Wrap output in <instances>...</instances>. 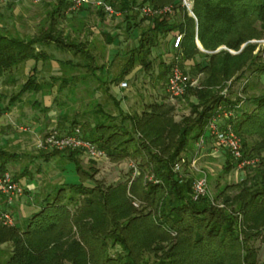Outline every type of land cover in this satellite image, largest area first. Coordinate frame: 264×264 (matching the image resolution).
I'll return each instance as SVG.
<instances>
[{
  "label": "trees",
  "instance_id": "16d2710c",
  "mask_svg": "<svg viewBox=\"0 0 264 264\" xmlns=\"http://www.w3.org/2000/svg\"><path fill=\"white\" fill-rule=\"evenodd\" d=\"M62 3L68 9L69 0ZM145 4L157 8L174 5L177 16L139 20L140 13L135 9ZM114 7L125 17L128 33L143 25L139 45L128 52L125 76L138 66L150 71V57L163 40L172 34H184L179 49L174 48V40L167 46L173 53L171 63L166 65L162 59L160 65L165 79L176 57L188 76L203 75L199 80L201 87L189 88L183 96L190 101L191 115L176 122L173 107L155 102L136 118L122 109L114 116L98 104L93 123L86 125L78 114L70 119L64 104L56 102L60 107L59 130L69 134L75 128H88L84 137L104 150L113 162L135 159L140 167L152 172L154 181L138 192L145 206L137 209L127 195L125 182L109 189L85 185L96 179L80 164L82 151L54 150L48 156L65 155L75 162L82 182L61 185L57 195L45 198L22 227H7L0 219V245H14L7 264H264L256 245L264 244V95L252 99L251 109L247 110L238 108L217 90L244 68L256 65L249 41L264 35V0H194L197 22L181 9L177 0H120ZM50 16L51 30L40 37L27 39L0 29V78L29 60L46 63L51 58L46 49L51 46L81 54L90 61L84 67L91 68L94 58L83 43L64 37L56 28V20L64 13L56 11ZM112 39L109 37L108 42ZM224 46L241 52L234 56L224 49L218 51ZM60 63V67L71 69L80 66L72 60ZM254 71L262 74L264 66ZM37 74L34 68L11 98L9 107L27 93H43L46 86L52 89L60 77L52 76L54 83L45 84ZM66 85L69 81L64 79L58 91L62 93ZM220 105L234 106L229 123L242 140L244 158L259 159L257 167L247 172L243 180L227 184L222 190V196L226 189L238 191L234 197H224L231 211L224 205H215L210 196L194 201V178L174 171V165L191 149L190 143L207 135L206 126ZM117 106L120 108L118 102ZM50 108L44 106L43 111L49 112ZM7 155L0 149L2 171L7 170ZM235 169L228 152L223 172L229 174ZM15 178L19 181L17 175ZM134 185L132 190L136 193ZM67 192L72 195L66 197Z\"/></svg>",
  "mask_w": 264,
  "mask_h": 264
},
{
  "label": "rangeland",
  "instance_id": "374dc122",
  "mask_svg": "<svg viewBox=\"0 0 264 264\" xmlns=\"http://www.w3.org/2000/svg\"><path fill=\"white\" fill-rule=\"evenodd\" d=\"M99 11L91 8L87 10V16L83 18L79 17L83 14V10L74 14H69L66 11L64 17L61 18V23H58L60 18L56 20L57 28L64 31L62 32L63 36L71 38L76 43H83L84 49L94 58L91 62V68L84 67L90 61H86L81 54L74 55L70 52H63L53 46L47 48L46 50L52 59L44 63L45 66H43L42 73L38 77L39 81L50 84L54 83L51 79L52 76H60L59 82H55L52 89L46 86L43 93H27L15 105H12L10 111L5 112L7 114L6 122L12 128H17L21 125L24 128L27 127V132L29 133H25L28 136L38 128L45 131L46 126L50 128L48 132L52 129H60L59 122L61 119L57 115L60 107L56 105V102L64 104V109L68 111L67 116L70 119L78 114L81 121L86 123V125L87 123L89 125L93 123L98 104L106 112L114 116L119 115V111L122 109L124 113L136 118L143 114L144 111H149V105L155 102H164L173 107L172 115L176 122L191 115L192 108L188 98H170L166 90L168 82L166 79L169 76H166V79L165 76H161L164 68L161 67L160 62L165 60L167 62L166 65H168L172 61L173 53H170L167 42H162L161 47L155 50L150 57L153 62L150 71H145L138 66V68L136 67L125 76L124 70L129 58L128 52L139 45L136 39V35L139 36V30L134 27L128 33L123 15L120 17L117 15H102ZM8 15L7 13L6 15H0V25L10 24ZM140 16L139 14L138 19H140ZM257 26L260 27V25ZM109 37L113 38L112 42H108ZM263 38L264 35L249 41V44L253 47L252 56L255 58L256 65L252 68H244L227 81L224 87L217 88L220 95L230 100L231 103H236L239 108L251 109V100L264 95V73L260 74L254 71L256 68L264 66V56L261 55L262 46L255 42ZM199 48L203 49L202 45ZM222 49L234 56L241 52V50H230L225 46L220 47L218 51ZM56 59L59 61H53ZM197 59L201 61L202 57ZM67 60H72L75 64H80V66L77 65L75 69L60 67V61ZM40 63L39 65L43 64ZM33 64H35V61H33ZM202 77V74L197 76L199 80ZM12 78L16 79V83L10 82L8 89L0 93V106L2 105L1 107L4 109L8 107L11 98L19 92L21 86L27 81L28 75L24 70L20 69L18 74H14L13 77H5V79L10 81ZM64 79L69 81V85L64 86L63 92L60 93L58 90L62 86ZM116 79L119 80L115 81ZM122 82H127L128 87L126 89L119 88ZM198 87L201 86L198 85ZM56 97L58 101H55ZM117 102L120 108H118ZM44 106L52 108H50L49 112H44ZM228 107L233 109L234 106L228 105ZM81 129L82 133L88 130V128L84 127ZM196 144L197 141L194 144L190 143L189 148L191 149L184 156L187 159V163L182 167L181 173L193 177L194 180L206 178L211 198L218 206L224 205L225 208L231 211L232 208L224 203V197H234L238 191L226 189L223 192L225 194L222 196V190L227 184L239 183L243 180L246 173L251 172L257 165L244 170L235 169L231 173L225 174L223 169L227 161L228 151L224 150V148H222V153H220L218 158L209 157L208 155L198 156L196 162L193 163L196 151L192 150V148L194 145L196 147ZM51 150L52 152L54 151L53 149ZM84 157V153L80 154V164H82L88 174H92L94 179H96L95 182L88 180L85 185L89 187L102 185L103 188L109 189L125 182L127 184V195L131 199L132 205L137 209L145 206L139 199L138 192H142L140 190L151 182L152 172L150 170L143 169L132 158L115 163L108 155L101 161H94ZM254 160L259 162L257 158ZM131 161L138 164L139 175L134 180L132 179V171L129 168ZM20 167H23L26 171L18 174L19 182L24 188L29 189L30 195L28 198L23 199L21 204L20 212L23 219L16 215L15 219L18 227H22L31 218L32 214L39 209L40 205L38 204L42 203L44 196L48 195L50 199L54 198L63 183L79 184L82 182L77 165L65 155H55L52 159L45 160L35 156V152H31L25 157L15 158V162L9 166L13 173ZM85 176L87 175L84 174ZM133 185L136 186L137 194L132 190ZM71 195V192H67L66 197ZM135 203H137L138 207L135 206ZM71 209L73 210V207ZM74 230L75 234H78L76 228ZM256 245L259 248V259L264 261V244L257 242ZM13 253L14 245L12 242L1 244L0 264H7Z\"/></svg>",
  "mask_w": 264,
  "mask_h": 264
},
{
  "label": "built area",
  "instance_id": "2783aa9c",
  "mask_svg": "<svg viewBox=\"0 0 264 264\" xmlns=\"http://www.w3.org/2000/svg\"><path fill=\"white\" fill-rule=\"evenodd\" d=\"M117 0H99L92 3L91 0H69L67 12L74 14L82 10L86 6H94L95 8L103 11L105 14L113 16L120 15L117 12L114 3ZM179 6L185 10L190 17L197 22V17L194 13V0H177ZM35 3L41 2V0H34ZM2 0H0L1 6ZM142 17L153 18L162 16H172L175 12L173 5L163 8L153 7L151 5H143L137 8ZM184 34H178L174 37V48L179 49L183 41ZM262 46L261 55L264 56V38L260 41H255ZM233 53V51H231ZM199 79L191 78L188 76L180 66V58H174L171 72L167 82V94L170 98L183 97L189 88L198 87ZM122 89H126L128 84L123 82L120 86ZM239 108V106H238ZM234 109H230L228 106L220 105L213 117L209 120L206 131L207 134L216 142L218 147L227 150L238 170H244L246 168L254 167L258 161L254 159L244 158L242 140L235 131L234 127L229 123V120L233 117ZM22 131H28V128L20 127ZM197 153H200L205 147V136L199 138L196 144ZM37 148L40 150L53 149L58 151H82L88 158L93 160H100L107 157V153L100 149L95 143L86 139L80 128H75L72 133L62 132L59 129L51 130L43 139L38 142ZM197 156L193 159V163L196 162ZM187 163L186 158H182L174 165L175 172H181L184 164ZM138 164L133 161L130 162L129 168L132 171V179L134 180L138 175ZM151 181H154L153 176ZM208 181L206 178H200L194 180L193 183V200L198 201L203 197L210 196L208 190ZM0 197L5 199L6 205L3 206L0 203V219L3 225L7 227H14L16 225V219L13 214V207L17 200L26 197V189L21 183L16 180L15 175L9 170H0ZM211 197V196H210ZM213 203L218 204L212 199ZM135 206L138 207L137 203ZM218 207H223L218 206Z\"/></svg>",
  "mask_w": 264,
  "mask_h": 264
},
{
  "label": "crops",
  "instance_id": "0c3cea01",
  "mask_svg": "<svg viewBox=\"0 0 264 264\" xmlns=\"http://www.w3.org/2000/svg\"><path fill=\"white\" fill-rule=\"evenodd\" d=\"M97 1H99V0H91L92 3L97 2ZM108 1H111V0H108ZM2 2H3V0H2ZM62 2H63V0H41V2H39V3H35L34 0H26V1L25 0H5L4 3H1L0 15H6V13L9 14L8 18L10 19V21H9L10 24L9 25L1 24L0 29L5 31L6 33H8L10 35L20 36L22 38L32 39V38L40 37L46 31L49 32L51 30V19H50L51 14L55 13L56 11H61V13H64V15H65L67 9H66L65 5H63ZM118 2H119V0H117L114 4H116ZM91 8L94 10H97V11L99 10L92 5L86 6L83 9V14H81L79 17L83 18V17L87 16V10H89ZM135 11H137V9H135ZM118 16L119 17L122 16V13H120V15H118ZM176 16H177V11L175 9V12L172 15V17L174 18ZM63 17L64 16L59 17L60 21L58 23H61V21H62L61 18H63ZM140 19H142V16H140ZM70 27H72V25H70ZM140 28H143V25H140V27L137 28V30H139V32H140ZM57 30L59 32H64V31L60 30L59 28H57ZM139 36H140V33H139ZM139 36L136 35L137 41H138ZM174 37H175V35L172 34L168 38L163 40V42L166 41L167 45L169 46L173 42ZM169 42H170V44H169ZM197 44H199V46L201 47L199 41H197ZM201 50L203 51V49H201ZM50 59H52V57ZM33 61L34 60H29L26 63L22 64L21 66H18L17 68H14L13 70L6 72L4 75H2L0 78V93H3V90L8 89V84L10 82L16 83L15 78H12L10 81L8 79H5V77L6 78L13 77L14 74H18L20 69L24 70L25 73L29 76L31 71L34 68H36L37 72H38L37 75L39 77V74L42 73V69L44 68L43 66H45V65L41 64V63H40L41 65L36 64V63L33 64ZM53 61L57 62L59 60L56 59ZM120 86L121 85H119V88L122 89ZM1 106H0V149L5 151L8 154L7 157L5 158V164H6L7 170L11 171L9 166H10V164H13V162H15V158L25 157V156L29 155V153H31V152H35V156L41 157L45 160L52 159L53 157L50 158L48 156L52 152L51 149L40 150L37 148L38 142L41 139H43L49 133L48 130L50 128L46 126V129H44L45 131L38 128V129H36L35 132L31 133L30 136H28V135H26L25 131H22L20 129V127H22V125L20 127H17V128H12L11 125L7 124V122H6V118H7L6 115L7 114L5 112L10 111L11 107H9V105H8V107L4 109ZM68 125L69 124H67V126ZM60 129H62V128H60ZM27 133H29V132H27ZM192 150L196 151L195 156H197V157L198 156L203 157V156L208 155L209 157L218 158L220 153H222V148L218 147L216 142L210 137L209 134H207L205 136V147L200 153H197V149H196L195 145L193 146ZM84 158H88L86 154H85ZM91 160H93V159H91ZM101 160H103V159H100V161ZM94 161H99V160H94ZM24 171H26V170H24L23 167H20L19 169H16L14 173L13 172L12 173L19 176L18 174H22ZM66 183H63V184H66ZM36 187H38V186H36ZM25 189H26V197H23V198L17 200L15 206L13 207V214H14L15 218H16V215H18L17 217H20V219H23V216L20 212L21 211V204L23 203V199L28 198L30 195L29 189H27V188H25ZM47 197H48V195L44 196L43 200ZM0 203L3 206H5L6 205L5 199L0 197ZM40 204H38V205H40Z\"/></svg>",
  "mask_w": 264,
  "mask_h": 264
}]
</instances>
